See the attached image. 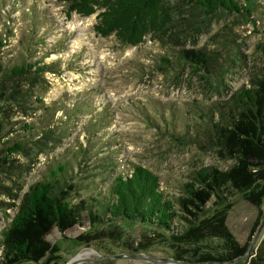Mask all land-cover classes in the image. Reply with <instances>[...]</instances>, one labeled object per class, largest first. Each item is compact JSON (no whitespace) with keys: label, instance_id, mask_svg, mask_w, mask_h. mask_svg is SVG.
<instances>
[{"label":"rangeland","instance_id":"obj_1","mask_svg":"<svg viewBox=\"0 0 264 264\" xmlns=\"http://www.w3.org/2000/svg\"><path fill=\"white\" fill-rule=\"evenodd\" d=\"M163 3L171 12V31L165 36L150 34L142 44L130 47L114 35L104 38L96 34L97 13L90 17L69 15L66 0H0L3 67L36 62L52 65L57 71L44 75L31 72L18 86L5 85L6 90L15 87L24 95L19 100L0 101V124L8 125L18 139L28 143L16 156L15 167L20 170L0 173V233L9 227L19 199L30 186L46 181L51 171L62 165L77 187L74 202H91L132 164L158 175L162 189L173 201L197 171L210 166L225 169L231 164L219 161L212 152L181 144L159 119L173 116L176 131H183L192 117L200 121L201 115L213 114L219 120L217 107L264 70V0L255 4L254 22L227 13L205 16L177 0ZM183 49L203 51L210 59V73L198 74L185 65L178 54ZM48 107L47 113L44 108ZM66 115L71 123L58 132ZM153 119L155 124L149 125ZM47 121L56 123L54 131L63 136L62 141L36 142L39 127L49 126ZM24 125L38 130L28 135ZM232 204L226 224L244 245L260 216V225L263 222L264 200L260 209L242 195L234 197ZM224 205L212 200L203 216ZM116 224L122 232L115 241L81 240L106 229L105 224L90 223L87 215L82 227L65 233L54 229L47 240L57 247L59 259L51 264H172L115 259L122 254L175 258L174 241L169 236L147 250L130 251L153 232L139 222L120 220ZM260 225L243 258L205 264H250L264 240V225L259 231ZM221 244L216 239L202 243L214 253L222 251ZM21 264H46V260Z\"/></svg>","mask_w":264,"mask_h":264},{"label":"trees","instance_id":"obj_2","mask_svg":"<svg viewBox=\"0 0 264 264\" xmlns=\"http://www.w3.org/2000/svg\"><path fill=\"white\" fill-rule=\"evenodd\" d=\"M181 4L216 16L227 13L252 19L258 0H177ZM68 14L90 17L98 14L94 30L98 36L108 38L114 35L118 41L130 47L142 44L150 34L165 36L171 31V15L163 0H66ZM2 45V44H1ZM181 61L195 73H210V59L201 50L183 49L179 51ZM170 63L168 60H162ZM33 71V68H35ZM31 72L44 75L54 73L52 65L17 64L3 67L0 59V101H15L24 95L15 90H6L5 85L18 86L19 80ZM43 104V98L39 99ZM81 102L77 104L80 106ZM50 107L44 108L48 113ZM56 112V111H55ZM54 112V114H55ZM216 113L200 116V121L192 117L183 131H176L173 116L159 119L165 131L177 138L181 144H192L204 152H212L219 161L231 164L219 167H204L195 173L191 181L182 185L176 200L170 199L161 187V179L153 171L132 164L128 170L114 177L106 192L74 202L77 187L67 175L64 165L51 171L50 178L30 186L19 199L17 213L9 227L0 233V264L39 263L46 260L51 264L59 259L58 252L48 235L57 229L60 233L82 227L87 215L92 224H105L106 229L81 237L86 243L110 238L117 240L122 232L116 224L120 220L139 222L153 233L144 237L134 252L147 250L166 236L173 239L175 260L190 264L229 263L243 258L249 242L260 225V216L254 224L249 240L241 245L233 236L226 221L233 207L232 201L238 195L256 208H261L264 200V70L242 86L229 101L217 107ZM46 115V120L48 119ZM151 120L149 125H153ZM167 120V121H166ZM157 122V121H156ZM71 123L66 115L61 126ZM39 127L36 142L58 143L63 136L55 134V124ZM158 124V123H157ZM52 125V126H51ZM193 127V131L190 129ZM28 135L33 130L24 125ZM62 132V131H61ZM60 132V133H61ZM28 141V140H27ZM26 139H18L15 131L4 123L0 124V173H11L16 156L27 146ZM62 141V140H61ZM185 142V143H183ZM20 170V169H19ZM214 200L222 208L210 216H203L206 207ZM219 240L220 252L205 250L202 243ZM250 264H264V240L256 250Z\"/></svg>","mask_w":264,"mask_h":264},{"label":"water","instance_id":"obj_3","mask_svg":"<svg viewBox=\"0 0 264 264\" xmlns=\"http://www.w3.org/2000/svg\"><path fill=\"white\" fill-rule=\"evenodd\" d=\"M263 225H264V219H263V222L260 225L259 231L262 229ZM115 259H136V260H145V261H150V262H163V263H172V264H190V263L178 261V260H175V259L146 257V256H144L142 254H128V255L127 254H122V255L115 256ZM68 264H73V262H69Z\"/></svg>","mask_w":264,"mask_h":264},{"label":"bare ground","instance_id":"obj_4","mask_svg":"<svg viewBox=\"0 0 264 264\" xmlns=\"http://www.w3.org/2000/svg\"><path fill=\"white\" fill-rule=\"evenodd\" d=\"M74 26V25H73Z\"/></svg>","mask_w":264,"mask_h":264}]
</instances>
